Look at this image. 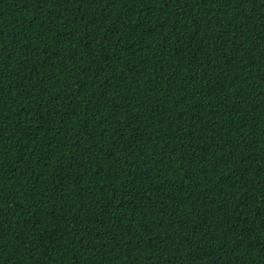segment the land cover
Returning a JSON list of instances; mask_svg holds the SVG:
<instances>
[{
  "label": "trees",
  "instance_id": "1",
  "mask_svg": "<svg viewBox=\"0 0 264 264\" xmlns=\"http://www.w3.org/2000/svg\"><path fill=\"white\" fill-rule=\"evenodd\" d=\"M0 264H264V0H0Z\"/></svg>",
  "mask_w": 264,
  "mask_h": 264
}]
</instances>
